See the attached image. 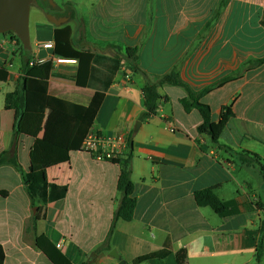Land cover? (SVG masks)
<instances>
[{"label": "crops", "instance_id": "0c3cea01", "mask_svg": "<svg viewBox=\"0 0 264 264\" xmlns=\"http://www.w3.org/2000/svg\"><path fill=\"white\" fill-rule=\"evenodd\" d=\"M50 1L30 7L31 50L54 43L55 29L68 26L74 50L121 58L90 130L130 142L136 205L131 221L115 223L110 249L102 250L119 203V167L83 151H72L68 164L47 169V184L66 186L63 199L44 206L31 201L22 176L33 142L66 147L80 117L47 107L42 114L25 115L21 134L14 135V115L5 110L4 98L15 91L25 61H41L29 76L44 80L47 95L58 100L87 107L100 86L81 88L67 78L76 75V61L56 64L52 50L26 53L12 35H0V68L7 72L0 81V154L15 155L20 167L0 166L3 264H49L34 244L32 222L39 207L37 234L59 244L72 264H132L161 251L169 255L140 264H177L179 252L187 264H254L264 221V181L257 165H241L232 154L249 152L264 161V65H246L264 57L259 23L264 0H226L221 8V0ZM47 14L65 20L57 27ZM127 48L137 50V72L124 56ZM185 56L180 79L194 91L212 85L200 103L211 111L216 140L197 132L201 117L195 109L183 110L187 94L181 87L160 88L156 114L140 120L142 88ZM95 68L104 75L102 66ZM236 72L233 80L215 86ZM205 189H213L225 205L222 217L195 204L194 193ZM259 264H264V243Z\"/></svg>", "mask_w": 264, "mask_h": 264}, {"label": "trees", "instance_id": "16d2710c", "mask_svg": "<svg viewBox=\"0 0 264 264\" xmlns=\"http://www.w3.org/2000/svg\"><path fill=\"white\" fill-rule=\"evenodd\" d=\"M226 0H221L219 8L223 7ZM218 16V11L214 14L213 19ZM260 25L264 28V12L260 19ZM210 22L206 23L204 30H208ZM12 35L18 45H21L18 38L13 33ZM71 31L68 26L57 28L54 31V49L53 56L64 59L74 60L77 62V72L75 76L67 77L74 82L77 87L95 88L96 82L100 89H94V96L87 107L78 106L65 101H61L47 95V85L44 80H33L30 78V71L34 68H40V64L30 66L29 59L25 61L22 68V77L17 82L16 89L13 93L5 95L4 105L5 110L13 113V132L15 136L21 134V125L23 117L27 114H42L47 107L56 109L71 117H80V123L74 129L71 139L66 147L57 146L42 140H35L29 152V169L23 174V183L26 191L32 202L44 206L48 203L56 202L64 198L67 188L66 186H57L55 184H47L46 172L47 169L56 167L62 164L69 163V154L72 151H81V144L89 130L93 125L94 118L101 106L106 89L110 86L115 73L119 70L121 58L119 56L107 57L96 55L87 52H79L72 48L70 43ZM23 48V47H22ZM136 49L127 48L125 50V58L129 61L130 67L134 72H137V55ZM26 53H28L25 50ZM183 58L178 66H174L170 71L164 73L158 82L147 83L141 90L144 100V112L140 116V120H148L156 114L159 100V89L164 86L181 87L185 90L187 97L181 101L183 110L188 113L195 109L201 117V124L197 128V132L201 135H208L212 140L215 139L214 127L211 124V111L207 105L201 104L200 100L212 89V85L206 86L200 91H194L180 79V67L186 60ZM102 66L105 69L104 75H100L95 66ZM246 65L257 67L264 65V57L254 61H248ZM239 72L228 75L220 79L215 86H219L225 82L231 81L238 76ZM7 79V72L0 68V81ZM129 144V153L123 157L105 159L119 167V176L117 179L116 189L119 194V203L112 218V222L107 234V237L101 247L102 250H109L110 236L115 228V223L118 220L129 222L133 218V212L136 205L134 198V187L131 181V148ZM232 156L245 166L257 165L260 169L264 181V161L257 155L249 152L234 153ZM11 165L20 170L16 156L9 152L0 154V166ZM194 201L198 207H208L216 215L225 214L226 207L215 195L213 189H205L194 193ZM40 207L37 209L36 215L33 217L32 227L35 231V248L48 260L49 264H72L44 235H39L36 232V224L39 220L38 214ZM260 239L256 249L255 263L259 264L264 243V221L259 229ZM169 255L168 251L152 253L143 257H138L133 260L132 264H140L152 259H164ZM4 252L0 246V264L4 262ZM177 264H187L186 255L184 252H179L176 255Z\"/></svg>", "mask_w": 264, "mask_h": 264}, {"label": "water", "instance_id": "95a60500", "mask_svg": "<svg viewBox=\"0 0 264 264\" xmlns=\"http://www.w3.org/2000/svg\"><path fill=\"white\" fill-rule=\"evenodd\" d=\"M38 1H47L52 5L50 0H0V35L13 33L21 43L24 50L31 51L29 42V11L32 4ZM47 20L54 26H60L65 19H56L51 14L46 15ZM140 123L137 122L134 133L137 132ZM115 256L114 251L110 252Z\"/></svg>", "mask_w": 264, "mask_h": 264}, {"label": "built area", "instance_id": "2783aa9c", "mask_svg": "<svg viewBox=\"0 0 264 264\" xmlns=\"http://www.w3.org/2000/svg\"><path fill=\"white\" fill-rule=\"evenodd\" d=\"M54 43H44L36 45L31 52L33 55H37L44 51H53ZM56 64H63L66 60L53 56ZM41 61L34 58L28 63L30 66L41 64ZM171 133L175 132L173 127H169ZM81 151L89 153L96 160L112 159L117 157L126 156L129 153L128 140L122 135H118L114 138L103 137L98 133L89 130L87 135L82 141ZM60 247L56 244V248Z\"/></svg>", "mask_w": 264, "mask_h": 264}, {"label": "rangeland", "instance_id": "374dc122", "mask_svg": "<svg viewBox=\"0 0 264 264\" xmlns=\"http://www.w3.org/2000/svg\"><path fill=\"white\" fill-rule=\"evenodd\" d=\"M31 13H33V8H32V10H31V12L30 13H28L29 14V21H28V29L29 28H31V26H32V14ZM203 38H204V34H203V36H202ZM199 43L197 42L196 43V45H198ZM204 46V45H203ZM208 46H209V42L207 43V45L206 46H204L203 48H204V50H203V52L204 51H206L207 49H208Z\"/></svg>", "mask_w": 264, "mask_h": 264}]
</instances>
